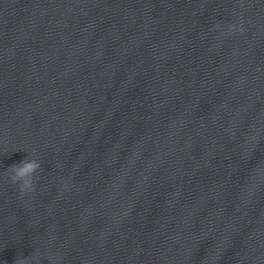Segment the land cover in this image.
<instances>
[{
  "label": "clouds",
  "instance_id": "obj_1",
  "mask_svg": "<svg viewBox=\"0 0 264 264\" xmlns=\"http://www.w3.org/2000/svg\"><path fill=\"white\" fill-rule=\"evenodd\" d=\"M219 28V24L216 25ZM232 27V26H230ZM243 31V29H241ZM41 168V164L38 160H22L19 164H14L9 169L12 173L11 181L12 183L22 182L21 193L32 190L33 188V175L36 173L38 169ZM31 259L35 260V264H40L39 259L36 257H31ZM13 264H29L28 257H16L13 261Z\"/></svg>",
  "mask_w": 264,
  "mask_h": 264
}]
</instances>
